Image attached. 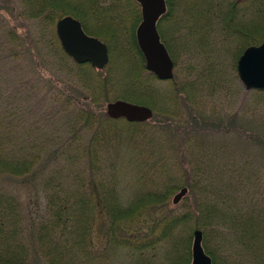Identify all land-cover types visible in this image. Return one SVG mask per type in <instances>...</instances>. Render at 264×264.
<instances>
[{
  "label": "trees",
  "instance_id": "trees-1",
  "mask_svg": "<svg viewBox=\"0 0 264 264\" xmlns=\"http://www.w3.org/2000/svg\"><path fill=\"white\" fill-rule=\"evenodd\" d=\"M18 1L21 13L37 19L45 31L57 18L70 14L82 21L86 32L107 43L110 56L113 43H120L119 58L127 60L117 65L124 67L121 78L127 80L114 97L147 103L156 113L154 123L123 121L120 125L122 120L109 118L104 111L109 99L87 93L111 87L112 80L105 77L97 85H83L85 99L90 100L88 110L59 117L61 124L49 135L43 136L44 127L36 121L34 135L20 136L16 146L14 118L6 124L0 121V183L4 177L39 173L47 197L46 215L30 232V243L20 200L0 184V264H29L32 250L47 264H191L196 229L203 231V245L212 264H264V170L251 155L232 158L222 145L210 146L205 142L207 135L197 127L198 113L203 112L197 88L212 89L223 81V72L230 68L226 66L230 50L231 68L238 79L237 58L248 45L262 41V37L252 41V35L245 33L243 27L250 23L234 21L242 9L238 0H166L167 12L158 22L161 38L176 67L185 55L184 70L179 67L174 83L168 81L166 86L147 70L138 45L136 27L142 14L137 0H113L105 7L97 6L95 0H75L67 11L62 10L65 0ZM254 2L259 5L264 0ZM181 5L187 24L169 27L172 20H180L176 14ZM92 9L101 25L93 23L89 28L87 16ZM253 13L260 15L256 10ZM180 26L184 35H176ZM51 30L53 54L61 63L74 62ZM74 66L92 69L89 63ZM67 94L60 88L64 108L53 115L67 113L65 109L72 104ZM21 111L18 105L15 114ZM59 128L71 135L58 140L52 134ZM125 143L134 147L129 163L142 169L131 197L119 193ZM53 145L57 147L41 164L43 152ZM183 186L189 191L176 205L171 197Z\"/></svg>",
  "mask_w": 264,
  "mask_h": 264
},
{
  "label": "rangeland",
  "instance_id": "rangeland-1",
  "mask_svg": "<svg viewBox=\"0 0 264 264\" xmlns=\"http://www.w3.org/2000/svg\"><path fill=\"white\" fill-rule=\"evenodd\" d=\"M65 1L69 2L70 5L66 2H62L65 4L62 9L63 11L69 10L71 3L75 2V0ZM82 1L92 3L91 0ZM254 1L255 0H238V4H241L240 6H242V9L238 10V15H235L234 21L250 23L251 26L246 25L247 27H243V29H245V33L248 32L249 35H252L250 38L252 41L261 40L262 37L260 43L251 44L259 45L264 41V3L258 5ZM108 2L113 4V0H95V4H97V6L99 5V7H105ZM183 6L184 5L179 6L176 14L177 19L180 20H172L169 27L187 24L182 17L184 12ZM21 10L22 7L18 0H0V114L2 116L0 117V121L6 124L11 117L14 118L15 121L12 132V141L14 145H20L18 143L20 141V136H22L21 139H27L28 135H34L36 130L35 126H37L35 124L36 121L44 127L41 128V131L44 130L43 136L46 132L47 135H49L48 132H51L53 127L57 128V125L61 124L59 117L65 118V116L69 117V114H78V110L82 108H87L86 110H88L90 107V100H88V98L85 99L84 96L87 93L98 96L99 100L109 99L104 103V111L106 114V106L108 103L118 99H124L114 97L116 93L120 91L123 82L127 80V78H121V71L124 67L120 68L119 65H117L120 61L126 63L127 60L125 56H123L121 60L119 58V52L121 51L120 43H113V52H111L110 56L111 60L104 69H97L91 65L93 70L86 67L80 70L77 66H74L76 62L73 59L75 63L68 62L64 64L61 63L58 57L52 52L51 42H49V40H51L50 37L53 36L51 28L56 31L55 27L59 18H57L53 27H49L48 31H45L38 23L37 19L24 16ZM253 10H256L260 15L257 16L254 14ZM104 14L106 13L104 12ZM114 18H116V12ZM97 19V13L92 9V11H90V17L87 16V25L89 28H92L93 23L97 24L101 22L100 19L99 21ZM167 21L168 20H166V22ZM98 25H101V23ZM182 31L184 32V29L180 26L179 31H176V35L179 32L181 35H184ZM237 49L238 48H236L235 51ZM228 53L229 59L226 66L230 65V68H227V72H223L227 77L225 76L222 79L223 81L219 82V86L217 85L212 89L206 86H200L195 92L198 97L197 101H199L203 109L201 110L203 112H199L198 114L204 117H199V120H197V127H199L201 134L205 133L207 135L205 142L209 143L210 146L222 145L224 150L232 154V158L234 154L236 155L235 157L251 155L252 160L256 164L261 165V168L264 170V90L246 89L239 74L237 79L235 72H233L231 68L234 57L232 50L228 51ZM128 54L133 56V51L129 49ZM184 58L185 55H183L182 58L180 57V71L184 70V64L182 63ZM239 58L240 57L237 58V63ZM223 60L225 62V59ZM84 64L87 63H83L82 65ZM67 65H69L73 71ZM179 67L175 65L173 78L161 80L163 81L161 85L166 86L165 84H168V81L174 83ZM105 77H108L110 79L109 81L112 80L113 84L111 87L107 85V89L98 88L95 92L93 91L94 94L91 92L89 93V91L87 93L84 92L83 85L92 86L94 83L97 85L99 79ZM60 88H63L66 94L69 93L67 95L71 97L72 100V104L65 109L67 113L63 116H60V114L56 112L53 115L54 111H58L59 113L60 107L64 108L61 104L63 99L59 97ZM131 102L148 105L153 109L154 114L156 113V110L147 103L138 101ZM18 105L22 109L20 112L22 113L21 119H18L20 113L15 114ZM11 114L14 116H11ZM107 116L109 117V115ZM152 118L145 122L154 123L155 118ZM120 120H122L119 123L120 125L124 124V122H130L124 118ZM132 126L137 128L135 125ZM146 127L148 126L139 128L145 129ZM2 129L3 128H0V131H2ZM9 130L10 129L7 131ZM56 130L57 133L55 134L53 130L52 136L58 140H60L61 137L67 138L71 135L68 133L70 132L69 130L66 135L61 131V128ZM85 133L87 134V132ZM125 145L126 146L123 148L125 156L123 157L124 163H122L123 166L120 168L121 189L119 193H121V195L123 194V197H131V195L134 194L133 188L135 187L134 184L137 183L138 172L142 169H136L132 167L133 164L129 163L131 162L129 156L134 152L133 143H125ZM54 147H57V145L49 146L46 151L43 152L41 164L51 156ZM185 166H187V168L189 167L187 159L185 160ZM41 179L42 174L34 173L25 177H16L8 180L4 177L0 183L7 192L13 194L14 198L18 201L20 200L25 218V230H27H24V233H26V239L30 243L33 242L32 237H30V232L32 235L33 230L36 229L38 223L42 220V217L46 215L47 211L46 191ZM179 191L180 190L177 192ZM174 195L171 197V201H173ZM185 234L186 232L184 231V235ZM35 247L33 243L32 249ZM32 254L33 256L30 258L29 264H47L39 255H36L35 251L32 250ZM121 254L122 257L126 258L127 253L125 251L121 252Z\"/></svg>",
  "mask_w": 264,
  "mask_h": 264
},
{
  "label": "water",
  "instance_id": "water-1",
  "mask_svg": "<svg viewBox=\"0 0 264 264\" xmlns=\"http://www.w3.org/2000/svg\"><path fill=\"white\" fill-rule=\"evenodd\" d=\"M141 6L142 21L136 30L138 45L145 57L146 68L160 80L174 76L175 63L167 46L161 39L158 22L167 12L166 0H137ZM56 34L63 50L76 63H90L94 68L104 69L110 61L109 47L105 41L88 34L80 19L65 15L56 23ZM238 74L246 89L264 90V41L247 47L237 63ZM107 115L113 119L124 118L130 122H145L154 116L148 105L118 99L106 106ZM188 193L183 187L173 197L178 204ZM193 259L191 264H212V257L203 246V231H194Z\"/></svg>",
  "mask_w": 264,
  "mask_h": 264
},
{
  "label": "flooded vegetation",
  "instance_id": "flooded-vegetation-1",
  "mask_svg": "<svg viewBox=\"0 0 264 264\" xmlns=\"http://www.w3.org/2000/svg\"><path fill=\"white\" fill-rule=\"evenodd\" d=\"M166 4H167V9H168V3H167V1H166Z\"/></svg>",
  "mask_w": 264,
  "mask_h": 264
}]
</instances>
